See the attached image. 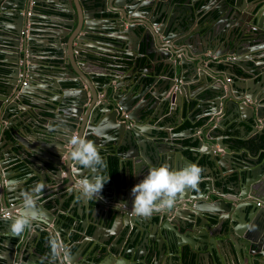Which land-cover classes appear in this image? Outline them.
<instances>
[{
    "label": "water",
    "instance_id": "95a60500",
    "mask_svg": "<svg viewBox=\"0 0 264 264\" xmlns=\"http://www.w3.org/2000/svg\"><path fill=\"white\" fill-rule=\"evenodd\" d=\"M73 3L75 16L68 0H0V264H264V229L259 236L252 232L257 223L264 228V210L257 206V201L264 203V176L257 175L259 159L251 151L264 146V0ZM48 10L67 19L59 22L67 30L65 47L52 38V54L60 62L33 56L48 52L43 41L31 43L34 25ZM135 50L148 60L144 65L142 58L134 62L129 73L147 74L141 80L134 75L124 88L112 85L106 73ZM213 56L222 59L224 68L209 61ZM75 62L102 69L104 79L94 71H79ZM36 77L44 78L45 85ZM201 81L207 84L205 92L192 94L190 87ZM195 101L198 105L188 118L193 123L198 119L197 128H210L209 133L203 138L194 135V126L169 132L172 120L180 123L182 111ZM20 109L30 116L22 117ZM18 120L30 124L31 130L17 127ZM227 122L233 126L227 128ZM160 128L169 129L165 142ZM186 133L194 147L170 144V138ZM252 133L259 135L253 145L246 141ZM73 136L96 145L105 162L97 172L69 161ZM187 148L193 154H184ZM115 149L118 176L109 169ZM3 158L8 163L24 159V176L15 177L12 169L2 171ZM192 164L205 175L196 189L178 194L171 209L147 218L133 214L131 189L139 183L131 181L134 176L141 181L154 167L179 171ZM25 171L36 176L33 189L43 184L48 191L41 192L45 199L37 200V210H32L37 219L13 235L12 219L29 191ZM232 173L237 174L235 180L230 179ZM95 175L110 180L101 198H86L76 185ZM235 195L245 202L243 207L237 206ZM88 223L93 224L91 231ZM100 229L104 234L99 237ZM74 232L81 238L75 239ZM67 237L72 247L65 243ZM53 239L63 245L56 254L50 246Z\"/></svg>",
    "mask_w": 264,
    "mask_h": 264
},
{
    "label": "crops",
    "instance_id": "0c3cea01",
    "mask_svg": "<svg viewBox=\"0 0 264 264\" xmlns=\"http://www.w3.org/2000/svg\"><path fill=\"white\" fill-rule=\"evenodd\" d=\"M249 1H251V0H249ZM78 3V2H77ZM73 6L74 7V11H72V13H74V16L76 15V7H75V4L73 3V0H68V6ZM60 9L61 8H58V13L60 12ZM68 9V8H67ZM143 9H146L145 7H143ZM53 11H50V10H48V11H45L44 12V15H43V17H44V19H40L39 20V23H37V24H35L34 25V28L36 29L34 32H33V35H34V37H35V40H33L31 43H32V45H34V46H37L38 44H39V42L38 41H43L44 42V49L46 50V51H48V52H46V54L44 53V54H39V55H36L35 53H33V56H36V57H38V58H43V60H46V61H53V62H60L62 59H58V58H56L55 57V55L54 54H52V53H54L55 52V50H54V47L56 46V41H54L52 38H58V45H59V47L61 48V49H63L64 47H65V45H66V42H67V35H66V32H67V30L66 29H64V25L63 24H59V22L60 21H62L63 23H65L66 21H67V19L66 18H63V17H60V16H54L53 14ZM62 14V13H61ZM98 14V13H97ZM106 25V27H108V24L106 23L105 24ZM127 25V23H125V26ZM26 32H27V30H25ZM56 31V32H55ZM58 32V33H57ZM52 36V37H51ZM98 39H100V38H98ZM101 40V39H100ZM92 42L93 41H89V42H87L88 44H92ZM100 44H102V42H99ZM105 45V44H104ZM72 47V46H71ZM71 47H69V49H67V50H70V54L72 55V51H71ZM68 52V51H67ZM76 55H78L79 54V52H74ZM243 56H245V57H247L248 56V53H246V54H242ZM143 59V63H142V65H144V61H146V60H148L147 58H146V56H144V55H142V54H140V52H137L136 53V50H135V54H134V56H129V55H126V54H124L120 59H118L115 63L118 65V66H115V67H113V70L114 71H111V72H107L106 73V75H108L107 77H108V79H109V81H111V84L112 85H119V86H121V88H124L125 87V85H126V83L128 82V81H132V79H134L133 78V76L134 75H137V78L138 79H140L141 77H143V76H145L147 73H146V71H144V70H142V71H137V72H134L133 73V76L129 73V70H131L132 68H134L133 67V63L135 62H138V60H140V59ZM228 58H226L225 60H227ZM210 60H212L213 61V63L214 64H219L218 66H219V68H224V66L223 65H221L220 64V62L222 61V59H217V58H215L214 56L211 58V59H209V61ZM65 61L67 62L68 61V59H65ZM110 62V61H109ZM0 64H2V62H0ZM107 64H109V63H107ZM68 65V67H69V70H71L72 68H71V65L70 64H67ZM75 67L79 70V71H88V73H91L92 71H94L95 72V75L97 76V77H99L98 79H101V80H103L104 79V77H105V74L103 73V70L102 69H100V68H98V67H96V66H93V67H91V68H87V66H85L86 64L85 63H82V64H79V62H75ZM206 65V64H205ZM100 66H102V65H99V67ZM51 67H56V66H54V64L52 63V65H51ZM264 68V67H263ZM235 69H237V67L235 66ZM259 70H260V68H258ZM262 69V68H261ZM136 70H137V68H136ZM61 70L60 69H58V71L57 72H60ZM238 72L239 73H241V70H238ZM255 75H258V73L257 74H255ZM67 77V76H66ZM135 77V76H134ZM209 77H211V75H209ZM50 78V77H49ZM71 79V78H70ZM97 79V78H96ZM209 79V78H208ZM141 80V79H140ZM36 81H37V83L38 84H40V85H45V83H44V78H37L36 77ZM49 82H51V78L46 82L47 84L49 83ZM0 84H1V82H0ZM206 83L204 84L202 81H201V83H200V86H198V87H194V86H191L190 87V90H191V93L193 94V93H197L198 92V95L200 94V93H204L205 92V90H204V88H206ZM196 94H194L193 96H195ZM99 96L100 97H102L103 96V89H101L100 91H99ZM145 97L146 98H149V94L148 93H145ZM42 102H44V101H42ZM198 105V102L197 101H195L194 102V105H192L191 106V108H190V110H186V108H185V110H183L182 112L185 114L186 113V118H187V121H188V125L190 126V127H192L191 125H192V121L188 118V113L189 112H192V111H195V108H196V106ZM33 107L34 108H38L36 105H33ZM121 107L120 106H117V108L116 109H120ZM23 112H24V114H23ZM19 113L20 114H23V116L22 117H29L30 116V112L29 111H22V109H20V111H19ZM120 116H121V113H120ZM122 117V116H121ZM180 117H182V120H185L184 118H183V115H182V113L180 114ZM182 120H181V122L180 123H178V122H174L172 125L173 126H177V125H179V124H181L182 123ZM26 121H27V119H26ZM153 121V120H152ZM198 121V119L197 120H195V122H197ZM261 120H258V122H260ZM132 123H129V125H131ZM201 123L199 122V124H193V126L194 127H196L197 128V126H199ZM231 124V127L233 126V122L232 123H229V122H227L226 123V126H227V128H229V125ZM22 127V128H24V129H26V127L29 129V130H31L30 128V124H28L27 122H21L20 120H18L17 121V127ZM50 127H53V125H50ZM145 127V126H144ZM144 127H142V128H144ZM182 128H185V127H182ZM258 128H260V125H258ZM209 130H210V128H205L203 131H202V128L201 129H195V133H193L194 135H197V136H199V137H201V138H203V136L204 135H206L207 133H209ZM10 131V130H9ZM8 131V132H9ZM169 131V129H164V128H160V132H159V134H160V137L163 139V141L165 142V140H166V137H167V132ZM180 131V130H179ZM179 131H177V132H179ZM22 133H24V131H21ZM170 132V131H169ZM37 133V132H36ZM25 135H24V139H26V140H28L29 141V135L27 134L26 135V133H24ZM223 134L225 135V134H228L227 132H223ZM37 135L38 136H42V134L41 133H37ZM112 136V135H111ZM169 136H171L170 134H169ZM258 136L259 135H257V134H251L250 136H246V141H250V143L252 144V141L253 140H255V139H257L258 138ZM35 140H34V143L35 144H40L39 143V141L35 138V137H33ZM169 138V137H168ZM175 139V140H174ZM33 140V139H32ZM183 140H186L185 141V143H183V146L184 147H194V145L195 144H190V142H191V140H192V136H191V134H189V133H186V134H184V135H182V136H178V137H173V138H170V144L171 143H174V144H178V142H183ZM225 141H227V139L225 138L224 139ZM31 142H33V141H31ZM1 144V143H0ZM5 147H8V144L7 143H5L4 144V142L2 143ZM260 144H262V146L264 145V135H262V136H260ZM253 145V144H252ZM40 146V145H39ZM120 149H122V150H124V148L123 147H121ZM183 149V148H182ZM117 151L118 150H114L113 152H111L112 153V157L115 159V161H116V165H115V168H110V171H111V174H113V173H115V175L116 176H118V156H117ZM251 151H252V153H253V155L256 157V158H258L259 160H258V165H260L259 167L260 168H258V170H256V172H257V175L258 176H264V146H263V148H259V147H255V146H253V147H251ZM189 152H191L192 154H193V151H189V149L187 148V149H185L184 150V154H188ZM191 154V155H192ZM9 155H7L6 157H8ZM122 158H123V156H122ZM3 160L4 161H6V162H3V164H4V167H3V169H2V171L3 170H10V169H12L13 170V174H14V176L15 177H23L24 175L21 173V170H23V169H25V167H27V162L24 160V159H22V158H17V160H15V161H13V162H10V163H8V161L9 160H7L6 158H3ZM127 163H124V165H126ZM100 167V166H99ZM24 171V170H23ZM262 171V172H261ZM25 173H26V171H25ZM27 179H26V181H25V183L26 184H29V185H27V188H28V192H32V190H33V186L31 185L32 184V182L33 181H35L36 180V176H35V174H33V175H31V174H29V176H28V171H27ZM232 174H234V173H232ZM86 175H88V173L86 174ZM200 176L201 177H203V179H205V175H202V174H200ZM115 178H117V177H115ZM237 178V174H234V176H232V178H230V179H233V180H235ZM139 179V180H138ZM139 181L140 182V176L139 177H137V176H134L133 178H132V180L131 181H133V182H135V181ZM217 185H221V183H219L218 181H217V183H216ZM46 191H48L47 190V188H44L43 189V192L45 193ZM192 191V190H191ZM227 191H228V189L227 188H225V192L227 193ZM20 193H22V191L20 192ZM58 193H61V192H58ZM57 193V194H58ZM197 193H198V191H196V195H197ZM54 195V194H53ZM226 196H228V197H232V196H230V195H228V194H225ZM51 197V196H50ZM234 197V199L236 200V202H238L237 203V206H242L243 207V205L245 204V202L242 200V199H240L239 197H236V195L235 196H233ZM39 198L40 199H37L38 201H43L44 199H45V197L43 196V193H40L39 194ZM214 199H217L216 197H214ZM22 200H24L23 199V197L21 198V200L20 201H22ZM189 201V199H180L179 200V202L180 203H183L184 201ZM37 201V202H38ZM234 201H227V204H229V203H233ZM264 204V203H263ZM82 206V205H81ZM37 207V206H36ZM241 207V208H242ZM262 208V210H264V205L261 207ZM33 210H37V208L36 209H33ZM16 211V210H15ZM241 211V210H240ZM95 214H96V211H95ZM264 216V215H263ZM246 226H247V224H246ZM245 225H244V227L243 228H245L246 227ZM92 228H93V224H90V223H88L87 224V229H89V231H91L92 230ZM242 228V229H243ZM262 229H264L263 227H261L258 223H257V227L255 228V229H253V233L255 234V235H257V236H259L261 233V230ZM75 233V239H80L81 238V234L80 233H78V232H74ZM102 234H104V231L103 230H99L98 232H97V236H102ZM42 238V239H41ZM38 239H41L42 241H44L46 238L44 237V236H37V240ZM40 240V241H41ZM40 241L38 242V244H40ZM41 241V242H42ZM65 243L68 245V248L69 247H72L73 246V244H72V241H71V239L69 238V237H67V239L65 240ZM40 246H41V244H40Z\"/></svg>",
    "mask_w": 264,
    "mask_h": 264
},
{
    "label": "clouds",
    "instance_id": "9594fccd",
    "mask_svg": "<svg viewBox=\"0 0 264 264\" xmlns=\"http://www.w3.org/2000/svg\"><path fill=\"white\" fill-rule=\"evenodd\" d=\"M70 144L71 149L67 152L70 162L93 172L98 171L97 166H104L105 162L92 141L80 136H73ZM76 171L79 173L80 169L77 168ZM201 172L202 169L195 164L179 171H171L165 165L150 169L148 174L131 189L134 197L132 201L133 214L137 217L147 218L154 213L171 209L178 194L184 192L187 188H197ZM109 180L110 177L105 178L95 175L91 180H80L76 188L82 196L98 199L101 198L100 194L103 187ZM43 189V184H37L32 192L23 194L24 203L20 213L12 219L11 234L20 235L37 219L36 213L32 210L36 208V201ZM50 246L54 254L58 253L63 247L62 242L55 239L50 241Z\"/></svg>",
    "mask_w": 264,
    "mask_h": 264
},
{
    "label": "trees",
    "instance_id": "16d2710c",
    "mask_svg": "<svg viewBox=\"0 0 264 264\" xmlns=\"http://www.w3.org/2000/svg\"><path fill=\"white\" fill-rule=\"evenodd\" d=\"M182 115H183V118L185 119L184 121H183V123H181V124H179V125H177L176 127H177V129H182V127H186V126H188V121H187V118L185 117L186 116V113L184 114L183 112H182ZM193 124L195 125H197V124H199V120L197 121V122H192V125L191 126H193ZM185 141L186 140H183V142L185 143ZM187 142V141H186ZM115 165H116V161H115V159L114 158H111L110 159V161H109V169L110 168H115Z\"/></svg>",
    "mask_w": 264,
    "mask_h": 264
},
{
    "label": "flooded vegetation",
    "instance_id": "af4514ba",
    "mask_svg": "<svg viewBox=\"0 0 264 264\" xmlns=\"http://www.w3.org/2000/svg\"><path fill=\"white\" fill-rule=\"evenodd\" d=\"M182 118V117H181ZM173 122H176V119H173L172 120ZM183 121L184 120H182V123H183ZM188 127H190L189 125L188 126H186L185 128H188ZM169 129H170V132H177V131H182V130H184V128H182V129H177V127L176 126H173V125H171L170 127H169ZM257 202H260V205H258L257 204V206H259V207H262L264 204H263V202L262 201H257Z\"/></svg>",
    "mask_w": 264,
    "mask_h": 264
},
{
    "label": "built area",
    "instance_id": "2783aa9c",
    "mask_svg": "<svg viewBox=\"0 0 264 264\" xmlns=\"http://www.w3.org/2000/svg\"><path fill=\"white\" fill-rule=\"evenodd\" d=\"M119 112L121 113L122 117H126L127 114L122 110V108L119 109ZM258 205H260V202H257Z\"/></svg>",
    "mask_w": 264,
    "mask_h": 264
},
{
    "label": "bare ground",
    "instance_id": "6f19581e",
    "mask_svg": "<svg viewBox=\"0 0 264 264\" xmlns=\"http://www.w3.org/2000/svg\"><path fill=\"white\" fill-rule=\"evenodd\" d=\"M175 140V139H174Z\"/></svg>",
    "mask_w": 264,
    "mask_h": 264
}]
</instances>
